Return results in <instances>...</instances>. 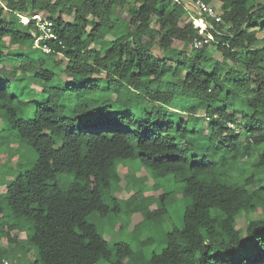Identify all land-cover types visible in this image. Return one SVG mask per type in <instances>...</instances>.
Masks as SVG:
<instances>
[{"label":"trees","instance_id":"1","mask_svg":"<svg viewBox=\"0 0 264 264\" xmlns=\"http://www.w3.org/2000/svg\"><path fill=\"white\" fill-rule=\"evenodd\" d=\"M194 1L219 21L181 0H0V115L37 155L6 179L0 257L27 228L31 264H124L131 246L109 248L87 218L120 210L104 198L117 163L136 159L154 192L173 178L185 201L150 264H264V0ZM35 14L56 36L39 46ZM31 80L41 89L29 94ZM168 193L147 219L167 220Z\"/></svg>","mask_w":264,"mask_h":264},{"label":"rangeland","instance_id":"2","mask_svg":"<svg viewBox=\"0 0 264 264\" xmlns=\"http://www.w3.org/2000/svg\"><path fill=\"white\" fill-rule=\"evenodd\" d=\"M189 17L190 15L185 17L184 20H189ZM175 45L181 46L177 42H175ZM16 62V60L12 61V63ZM55 69L56 72H60L62 65ZM60 78L62 80L70 79L64 73L60 75ZM28 86L31 89L29 94L41 89V84L36 80H31ZM201 113L203 111H199L200 115H202ZM204 123L205 119L201 117L200 125L203 126ZM36 158L35 150L27 145L23 139L14 135L12 130L4 124L3 117L0 115V197L3 204L0 221L6 223L10 214V208L6 201V179H12L18 172L34 165ZM9 168L14 169V175L12 172H9ZM117 170H119L120 175L118 180L115 179L112 182L111 198H104V200L110 206L115 204L120 210L116 213L111 211L105 216H99L94 212L87 219L96 226L98 232L106 239L109 248H113L114 243L119 241L127 242L131 246L133 254L124 259V264H150V255L152 252L160 250L164 244L161 243V240L164 238L165 233L173 226L180 227L182 224V214L185 204L181 191L182 185L181 183H175L173 178L169 179L167 177V179L161 180L162 182L160 181L159 188L155 189L157 191L154 192L152 189L153 181L148 170L139 167L136 159L118 162ZM64 184L62 183V186ZM139 191L142 192L144 197L136 198L137 202L135 201V203L128 200V197L137 194ZM162 192H169L165 201L170 203L166 216L167 220L162 224H158L157 219H147L142 209L148 211L146 209H152L157 206L156 198ZM144 207L146 208L144 209ZM253 215L257 216L256 213ZM245 220L246 217L244 215L239 218L237 225H242ZM24 222L26 220L22 218L14 223L22 224ZM9 233L12 234L11 236L14 235L18 238H15L17 246L14 241L11 242L12 253L10 257L14 264H31L37 255L35 246L33 250L32 246L28 243L29 229L10 230ZM150 236L154 237V242L143 245L141 243L142 240ZM1 240L0 247L6 248L8 246L6 238L3 237ZM12 260L10 261L12 262ZM113 260H115L114 257ZM97 264L110 263L107 260L101 259Z\"/></svg>","mask_w":264,"mask_h":264},{"label":"built area","instance_id":"3","mask_svg":"<svg viewBox=\"0 0 264 264\" xmlns=\"http://www.w3.org/2000/svg\"><path fill=\"white\" fill-rule=\"evenodd\" d=\"M196 4L198 5L199 10L202 13H205L207 17H211V18H214L215 21H219V16L216 14V11L214 10V8L200 1H196ZM22 18L24 22H28L30 20V18L28 17H22ZM32 18L36 20V25L38 29L41 31V34L35 37V43H36L35 46H39L40 40H49V39L56 38L55 34L51 31V26H52L51 20L44 19L38 14L33 15ZM197 20L202 22L203 25H198L196 23ZM192 22L197 27L199 34H203L207 23L203 19H195V18L192 19ZM212 39H213V36L211 35V33H206V36L204 38L195 37L193 39L192 45L194 47H198L203 43H208ZM42 48L45 51H49L46 44H43ZM205 118L207 119L208 117L205 116ZM0 264H10V260L6 257H0Z\"/></svg>","mask_w":264,"mask_h":264},{"label":"water","instance_id":"4","mask_svg":"<svg viewBox=\"0 0 264 264\" xmlns=\"http://www.w3.org/2000/svg\"><path fill=\"white\" fill-rule=\"evenodd\" d=\"M181 1L194 6L197 9V11L199 12V14L203 15V13L199 10V7H198V5L196 4V2L194 0H181Z\"/></svg>","mask_w":264,"mask_h":264},{"label":"bare ground","instance_id":"5","mask_svg":"<svg viewBox=\"0 0 264 264\" xmlns=\"http://www.w3.org/2000/svg\"><path fill=\"white\" fill-rule=\"evenodd\" d=\"M196 23L198 24V25H203V23L202 22H200V21H196Z\"/></svg>","mask_w":264,"mask_h":264},{"label":"crops","instance_id":"6","mask_svg":"<svg viewBox=\"0 0 264 264\" xmlns=\"http://www.w3.org/2000/svg\"><path fill=\"white\" fill-rule=\"evenodd\" d=\"M199 21V20H198ZM10 260H12L11 258H10ZM11 262V261H10ZM12 262H13V260H12ZM12 262H11V264H12Z\"/></svg>","mask_w":264,"mask_h":264}]
</instances>
